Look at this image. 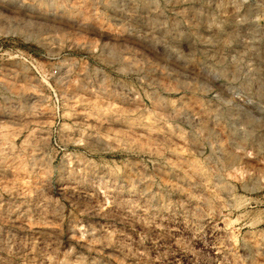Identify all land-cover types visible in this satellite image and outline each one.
I'll return each instance as SVG.
<instances>
[{"label": "rangeland", "instance_id": "1", "mask_svg": "<svg viewBox=\"0 0 264 264\" xmlns=\"http://www.w3.org/2000/svg\"><path fill=\"white\" fill-rule=\"evenodd\" d=\"M0 264H264V0H0Z\"/></svg>", "mask_w": 264, "mask_h": 264}]
</instances>
